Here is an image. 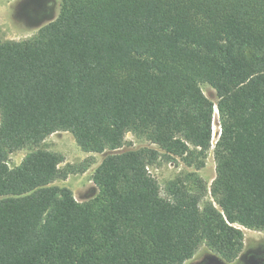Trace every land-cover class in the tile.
Returning <instances> with one entry per match:
<instances>
[{
  "label": "trees",
  "instance_id": "obj_1",
  "mask_svg": "<svg viewBox=\"0 0 264 264\" xmlns=\"http://www.w3.org/2000/svg\"><path fill=\"white\" fill-rule=\"evenodd\" d=\"M215 107L212 183L176 176L162 197L149 166L201 168ZM59 131L104 154L91 201L52 185L88 168L41 147ZM239 226L264 230V0H62L0 41V264H183L202 244L230 263Z\"/></svg>",
  "mask_w": 264,
  "mask_h": 264
},
{
  "label": "rangeland",
  "instance_id": "obj_2",
  "mask_svg": "<svg viewBox=\"0 0 264 264\" xmlns=\"http://www.w3.org/2000/svg\"><path fill=\"white\" fill-rule=\"evenodd\" d=\"M61 2L62 0H0V41H22L33 38L41 26L56 18ZM199 86L206 97L216 103L217 96L214 89L206 83ZM212 128V146L201 168L196 169L180 161L166 162L164 160H160L154 166H149L150 173L158 182L162 197H166L167 182L180 175L188 178L190 174L196 173L208 187L210 186L216 172L212 152L213 144L220 133L216 107L214 108ZM145 146L156 147L141 135L131 132L125 135L124 147ZM41 147L64 156V162L60 164L61 168L66 164L81 166L87 162L88 165V168L83 172L70 173L66 178L56 179L52 185L68 187L79 202H88L98 196L99 187L94 184L92 175L104 154L82 151L73 135L66 131L50 134L42 142ZM27 152L25 149L12 152L8 158L9 166L18 165ZM207 199H209V193ZM239 228L244 234V245L237 258L232 262H222L206 245L202 244L194 256L183 264H264V230H254L243 226H239Z\"/></svg>",
  "mask_w": 264,
  "mask_h": 264
}]
</instances>
